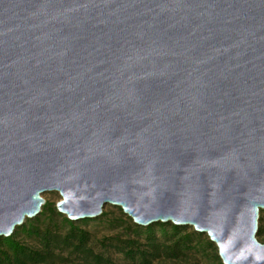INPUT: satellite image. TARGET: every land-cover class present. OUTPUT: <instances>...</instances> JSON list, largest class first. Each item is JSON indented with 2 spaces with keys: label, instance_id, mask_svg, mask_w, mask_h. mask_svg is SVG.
Wrapping results in <instances>:
<instances>
[{
  "label": "water",
  "instance_id": "1",
  "mask_svg": "<svg viewBox=\"0 0 264 264\" xmlns=\"http://www.w3.org/2000/svg\"><path fill=\"white\" fill-rule=\"evenodd\" d=\"M45 192L264 264V0H0V237Z\"/></svg>",
  "mask_w": 264,
  "mask_h": 264
},
{
  "label": "trees",
  "instance_id": "2",
  "mask_svg": "<svg viewBox=\"0 0 264 264\" xmlns=\"http://www.w3.org/2000/svg\"><path fill=\"white\" fill-rule=\"evenodd\" d=\"M118 211V218H110L108 213L102 212L96 219L121 231L100 239L98 245L120 254L125 264H151L159 258L179 260L189 254L203 255L206 250H216L207 236L190 227L170 222L141 227L129 219L124 221L121 210ZM54 216L59 217L55 207L44 203L37 217L26 220L9 237H0V264H53L66 260L67 255L73 256V264H109V257L94 251L89 232L81 228L87 224V219L75 224L66 217L57 221ZM259 221L264 222V218L260 217ZM258 232H261L260 227ZM19 236L35 245L23 243ZM211 264H222L217 250Z\"/></svg>",
  "mask_w": 264,
  "mask_h": 264
},
{
  "label": "rangeland",
  "instance_id": "3",
  "mask_svg": "<svg viewBox=\"0 0 264 264\" xmlns=\"http://www.w3.org/2000/svg\"><path fill=\"white\" fill-rule=\"evenodd\" d=\"M41 197L44 199L45 201L44 203L50 205L51 207H55V203L60 199L57 192H45L41 194ZM118 209H119L118 207H112V206L106 205L103 207L102 212L108 213V217L115 219L120 216ZM56 213L58 214L59 217L54 216L53 218L57 221H59L61 217H65L63 215H60L57 211ZM99 217H97L96 219H98ZM121 217L124 221H126L125 219H129L131 221V219L128 218L123 213ZM260 217L264 218V210L259 211V218H258V228L260 227L261 232L259 233L258 230L256 232L257 241L264 243V222L259 221ZM33 219H30V220H33ZM96 219L89 220L86 225L81 226L82 229H85L86 231L89 232L94 251L100 252L104 254L105 256L109 257V260H110L109 264H125V261L123 260L120 254L114 252L112 249L103 250L98 245V241L100 239H103L104 237L119 233L121 232L120 229L118 228L111 229L109 226L103 223H100ZM77 223L79 222H76L75 224ZM18 239L21 240L25 244L32 245V246L35 245L30 240L24 239L21 236H19ZM215 252L216 250L215 251L206 250V252L203 255L189 254L186 257L179 259V260H168V259L159 258V259L154 260L151 264H211L212 259L214 258ZM64 255H65V252H64ZM53 264H73V256L67 255L66 260L64 259L58 260L54 262Z\"/></svg>",
  "mask_w": 264,
  "mask_h": 264
}]
</instances>
